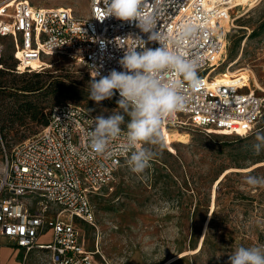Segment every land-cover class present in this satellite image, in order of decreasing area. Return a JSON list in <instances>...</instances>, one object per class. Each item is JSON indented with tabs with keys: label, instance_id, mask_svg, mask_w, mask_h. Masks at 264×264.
<instances>
[{
	"label": "built area",
	"instance_id": "built-area-1",
	"mask_svg": "<svg viewBox=\"0 0 264 264\" xmlns=\"http://www.w3.org/2000/svg\"><path fill=\"white\" fill-rule=\"evenodd\" d=\"M89 5L90 15L79 17L68 7L0 0V67L10 47L19 73L52 70L62 60L84 66L91 77L93 68L100 76L122 71L119 61L125 48L142 46L138 37L147 41V34L134 22L114 17L100 21L101 0H89ZM233 6L232 0H144L145 10L157 16L165 43L199 60L202 86L186 89V108L168 118L181 116L205 130L242 136L263 117L264 94L237 77L219 79L226 48L222 22L230 20ZM95 116L81 104L56 105L38 133L5 154L0 167V236L8 244L25 251L46 250L51 264H102L95 258L101 255L99 241L94 250L82 243L77 221L95 224L93 197L116 181L129 153L122 150L123 136L105 155L91 151L86 132ZM49 231L51 240L40 242ZM1 249L2 244L0 263Z\"/></svg>",
	"mask_w": 264,
	"mask_h": 264
},
{
	"label": "rangeland",
	"instance_id": "rangeland-1",
	"mask_svg": "<svg viewBox=\"0 0 264 264\" xmlns=\"http://www.w3.org/2000/svg\"><path fill=\"white\" fill-rule=\"evenodd\" d=\"M31 1L90 15L89 0ZM242 5L233 6L223 29L218 71L241 57L236 68L249 67L261 86L253 88L264 94V0ZM11 54L8 47L0 68V167L6 153L42 129L52 107L73 102L105 117L117 107L115 96L99 104L88 99L92 77L84 66L62 60L47 73H17ZM171 130L186 132L187 139L169 143ZM160 133L164 148L153 149L149 168L136 174L121 167L116 181L93 197L95 224L77 221L82 243L94 250L99 241L105 260L95 258L102 264H228L236 247L261 246L264 187L248 186L245 177L264 176V151L256 155L253 149L257 135H264V115L242 136L205 130L181 116L166 118ZM14 251L10 258L17 264H51L48 251L37 247Z\"/></svg>",
	"mask_w": 264,
	"mask_h": 264
},
{
	"label": "clouds",
	"instance_id": "clouds-1",
	"mask_svg": "<svg viewBox=\"0 0 264 264\" xmlns=\"http://www.w3.org/2000/svg\"><path fill=\"white\" fill-rule=\"evenodd\" d=\"M101 3L100 21L114 17L134 22L147 34V41L138 37L142 46L125 48L119 61L122 71L113 69L107 76H100L93 68L95 75L88 83V99L99 104L117 93L119 99L110 115L101 114L91 119L86 139L93 153L105 155L110 144L123 136L122 150L129 153L127 165L133 173L142 174L155 155L153 149L164 148L160 133L164 120L186 108V89L196 90L202 86L199 60L165 43L157 29V16L145 10L144 0H101ZM149 42H156L159 47L149 48L146 46ZM97 76L100 78L96 79ZM257 141L253 149L259 155L264 151V135L258 134ZM245 183L253 188L264 187V176L249 174ZM227 255L228 264H264V246L241 245Z\"/></svg>",
	"mask_w": 264,
	"mask_h": 264
},
{
	"label": "bare ground",
	"instance_id": "bare-ground-1",
	"mask_svg": "<svg viewBox=\"0 0 264 264\" xmlns=\"http://www.w3.org/2000/svg\"><path fill=\"white\" fill-rule=\"evenodd\" d=\"M256 1L257 0H232V3H234L235 5H238V3L243 4V5L248 4V5H251L253 7V6H255L254 4L256 3ZM227 23H228L227 21L222 22L224 27L227 26ZM223 34H224V32H223ZM224 58H225V56H224ZM226 59L227 58H225L224 61H226ZM240 59H241V57H237L235 59L230 60L226 69L219 76V79H221V81L225 82L230 77H237L238 79L245 81L244 82L245 85H250L251 87L256 86L258 88H261L257 76L254 74V72L249 67L236 68V65L239 63ZM187 135L188 134L186 132H181L180 130H175V131L171 130V132L167 133V140L169 143H172L175 141H183V140L187 139ZM218 182H219V180H218ZM207 228H208V223L206 224L205 231H204L203 236H202V243L204 241ZM202 243H201V245H202ZM200 248L201 247H198L196 250H199ZM182 255H183V253L179 254L177 257L182 256Z\"/></svg>",
	"mask_w": 264,
	"mask_h": 264
},
{
	"label": "crops",
	"instance_id": "crops-1",
	"mask_svg": "<svg viewBox=\"0 0 264 264\" xmlns=\"http://www.w3.org/2000/svg\"><path fill=\"white\" fill-rule=\"evenodd\" d=\"M40 242H48L51 240V231L47 233V235H42L40 237ZM8 243L5 237L0 236V244H2L1 249V263L0 264H17V261L14 258H10V254L15 253L14 249L19 248L23 249L16 245L6 244ZM24 250V249H23ZM25 251V250H24ZM46 251V250H45Z\"/></svg>",
	"mask_w": 264,
	"mask_h": 264
},
{
	"label": "trees",
	"instance_id": "trees-1",
	"mask_svg": "<svg viewBox=\"0 0 264 264\" xmlns=\"http://www.w3.org/2000/svg\"><path fill=\"white\" fill-rule=\"evenodd\" d=\"M11 57L13 58V60L15 61V65H14V71L15 72H17L16 70H15V66H16V64H17V62H16V60H15V58H14V56L11 54ZM2 63H3V67H4V58L2 59ZM3 67H0V68H3ZM50 70H47V71H44V72H36V71H34V72H32V73H36V74H40V73H47V72H49ZM27 72V71H26ZM17 73H19V72H17ZM23 73V72H22ZM31 73V72H30ZM23 90H27V91H31V90H33V88L32 87H26L25 89H23ZM47 122H48V120H47ZM46 122V123H47Z\"/></svg>",
	"mask_w": 264,
	"mask_h": 264
}]
</instances>
